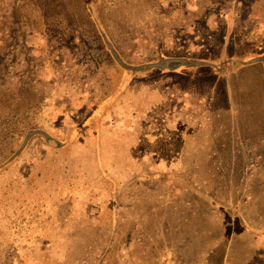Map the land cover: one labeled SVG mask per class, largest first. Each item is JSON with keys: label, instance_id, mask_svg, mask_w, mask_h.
Segmentation results:
<instances>
[{"label": "rangeland", "instance_id": "obj_1", "mask_svg": "<svg viewBox=\"0 0 264 264\" xmlns=\"http://www.w3.org/2000/svg\"><path fill=\"white\" fill-rule=\"evenodd\" d=\"M258 58L264 0H0V264H264Z\"/></svg>", "mask_w": 264, "mask_h": 264}, {"label": "trees", "instance_id": "obj_2", "mask_svg": "<svg viewBox=\"0 0 264 264\" xmlns=\"http://www.w3.org/2000/svg\"><path fill=\"white\" fill-rule=\"evenodd\" d=\"M169 63V65H170V62H168ZM124 64H121V66L122 67H124L123 66ZM167 68H169L170 70H173L174 68H178V67H167ZM125 71L126 72H129V73H135V72H139V70L140 71H142V70H144L145 69V67H139V68H133V67H130V66H126L125 68ZM52 148H56V149H59L60 148V143H58V142H52V144H49Z\"/></svg>", "mask_w": 264, "mask_h": 264}, {"label": "crops", "instance_id": "obj_3", "mask_svg": "<svg viewBox=\"0 0 264 264\" xmlns=\"http://www.w3.org/2000/svg\"><path fill=\"white\" fill-rule=\"evenodd\" d=\"M257 64H262V66H264V58H258L257 60H255L253 62V67L256 66ZM178 70L177 68H174L173 71Z\"/></svg>", "mask_w": 264, "mask_h": 264}]
</instances>
